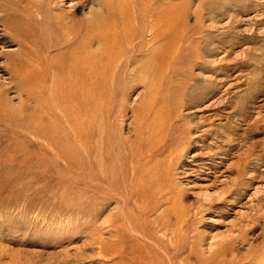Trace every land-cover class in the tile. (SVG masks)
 <instances>
[{
	"label": "rangeland",
	"instance_id": "1",
	"mask_svg": "<svg viewBox=\"0 0 264 264\" xmlns=\"http://www.w3.org/2000/svg\"><path fill=\"white\" fill-rule=\"evenodd\" d=\"M28 1L0 0V95L8 99L0 264H119V257L99 254V238L107 247L125 226L117 218L118 197L135 215L139 204L160 203L175 192L172 211L160 217L170 207L160 203L140 220L165 243L179 238L165 247L171 263L264 264V0H143L148 11L159 1L175 6L170 15L176 21L153 29L179 32L177 43L160 52L169 54L162 64L156 59L160 41H149L145 31L141 48L127 50L123 73L85 76L80 83L93 82L89 95L96 101L76 121L91 127L82 144L72 137L69 110L62 107L73 87L61 81L68 69L56 70V56L65 49H39L27 69L18 64L25 61L24 47L14 37L29 27L8 14ZM49 1L64 10L76 2L75 19L97 7V0ZM30 76L41 77L40 83H29ZM100 128L112 147L102 164L89 165L84 147L96 154ZM39 132L67 138L62 152L75 154L97 175L115 166L112 175L80 180L82 169L67 174L68 163L36 164L38 157L61 152ZM130 236L136 246L149 245Z\"/></svg>",
	"mask_w": 264,
	"mask_h": 264
},
{
	"label": "bare ground",
	"instance_id": "2",
	"mask_svg": "<svg viewBox=\"0 0 264 264\" xmlns=\"http://www.w3.org/2000/svg\"><path fill=\"white\" fill-rule=\"evenodd\" d=\"M75 3L68 4L67 7L74 5L71 9L67 8L68 10H64L60 6L50 3L49 0H32L27 2L28 6L17 8V6L14 5L11 7L12 12L8 14V18L17 25H26L29 27L24 32H21L20 35L18 34L14 37L20 46L24 47L21 51L25 61H18L20 69H27L26 61L34 60V58L37 57L35 53H37L39 49L47 53L52 50L65 49L59 54L60 56H56V58L58 57L56 70L61 71L63 69H68L65 77L61 78V81L65 84L71 83L73 87L70 88V91H67L69 100L64 98L63 101L66 103L62 105V107L63 109L69 110V113L65 111L70 119V121L68 120V127L72 131V137H78L79 143L82 144L90 139L88 133L91 127L84 123L79 124L76 121L89 113L90 101H96L95 97L89 95L92 91L93 82L85 85L80 83L85 76L92 75L95 72L108 75L111 70L123 73L126 70L125 67L128 66H124L125 63H123L124 58L128 57L126 54H128V52H136L141 48L143 41L142 34H144L145 31L149 33V41L153 43L160 41L156 48L159 52L156 50L154 51L159 54L157 55L155 53V55H157L156 59H161L160 63L163 64L169 54L164 55L160 52L163 50V52H165L169 47L176 45L177 42L175 39L179 37V32L175 31L171 34L166 27H161L159 30L157 29L172 20L176 21V19H174L175 16L170 15L175 9V6L170 2L162 3L159 1L154 8L155 10L148 11L146 9L147 2L143 0H97V3H94L97 7L91 6L89 12L81 17V19L73 18V14L78 9ZM18 9L24 11L25 15H17ZM165 9H167L168 15L167 13L163 14L164 11H166ZM154 27L157 28L153 29ZM43 41H45V44H42ZM152 55L153 52H151L147 58ZM136 66L139 65L137 64ZM134 68L136 69L137 67ZM12 69L15 74H18L17 72L20 70H15L14 66H12ZM27 81L29 83L33 81L40 83L41 77L33 78V76H30L27 78ZM28 97L30 98V96ZM7 110L8 99L0 95V162L4 159L8 160ZM103 130V128L98 129L99 132L97 133L99 136L102 135L101 132H103ZM26 131L28 133L32 132V134L35 132L31 127L26 129ZM36 136L45 140L46 143L57 145L58 147L65 144L63 140L68 142L67 138L64 139L61 137L60 140H58L54 136H45V134L41 132L36 134ZM104 139L105 138L101 136L97 146H95L97 148L95 151L96 154L91 148L84 147L86 151V160L89 162V165L95 164L98 161L102 164L105 160L104 154H106V150H108L109 147H112V143H110V140ZM106 140L108 142H106ZM37 144L39 147L40 143ZM66 147L67 146L63 148L59 147L61 152L56 154H48L49 156L46 154L48 157H38L35 161L36 164H43L44 161L52 163L53 165L60 162L68 163L66 168L67 174H73L76 169H82L80 172L81 174L77 175L80 180H97L99 176L107 177V175H112L115 166L112 167V169H100L99 172H101V175H97V173H94L92 167L89 168V166L84 164L81 160H77L78 158L75 157V154L62 152L68 149ZM43 156H45V154H43ZM120 168V171L124 173V166H120ZM160 189L162 188L160 187ZM176 194L175 192L169 197H165L160 202L162 204H170V207L159 215L160 217L172 211L178 198ZM118 198L120 200V206L117 210H119L120 214H118L117 218H119L122 225L125 223V226H122L124 233L121 228H119L117 234L114 235V242L108 243L109 245L107 247H105L107 243L99 238L101 244L99 254L102 257H119V264H173L170 260V254L165 252V247H172L173 242H178L179 238L170 237V240L165 243L161 237H157L153 235V233L147 231L145 226L148 227L150 223H146L145 225V222H140L141 217L152 215L153 211L160 203L151 202L145 204L143 202L139 204L137 209L138 212L133 215L132 211L129 210L127 206V208H125L124 199L122 197ZM159 216L156 218H159ZM161 223L165 228L167 223L163 221ZM132 234L146 241L149 245L141 247L139 245L136 246L137 240L130 236ZM159 249L165 252L167 262H162L164 259L161 257Z\"/></svg>",
	"mask_w": 264,
	"mask_h": 264
}]
</instances>
